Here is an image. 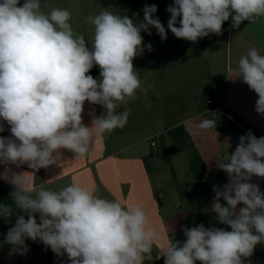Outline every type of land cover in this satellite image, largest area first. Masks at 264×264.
I'll use <instances>...</instances> for the list:
<instances>
[{"label": "clouds", "instance_id": "9594fccd", "mask_svg": "<svg viewBox=\"0 0 264 264\" xmlns=\"http://www.w3.org/2000/svg\"><path fill=\"white\" fill-rule=\"evenodd\" d=\"M167 11L168 30L197 42L210 33L222 34L230 17L234 29L244 21L255 24L264 18V0H174ZM156 12L155 4L145 5L142 21L106 9L89 15V43L74 31L65 8L46 13L41 0H0V121L11 133L0 136V164L5 166L0 178L14 187L12 203H0V217L7 222L16 216L5 236L13 253L25 254V240L31 239L57 256L66 254L71 264L153 260V246L161 237L142 206L102 198L76 181L57 190L33 188L24 174L9 175L7 165L46 169L60 160L61 149L84 157L100 136L126 126L130 109H118L144 92L133 60L152 49L141 32L151 35L153 27L162 41L167 39ZM94 66L100 68L99 79L88 74ZM235 78L255 91V111L264 115V54L250 48L239 59ZM86 101L104 108L91 127L82 123ZM144 106L151 107L146 96ZM216 126L214 119H203L196 129ZM217 168L227 173L229 183L213 186L211 211L231 230L203 223L185 228L183 242L169 241L155 255L164 264H245L244 258L264 244V192L250 182L264 178V136L257 138L250 130L240 136L235 151L218 159Z\"/></svg>", "mask_w": 264, "mask_h": 264}, {"label": "crops", "instance_id": "0c3cea01", "mask_svg": "<svg viewBox=\"0 0 264 264\" xmlns=\"http://www.w3.org/2000/svg\"><path fill=\"white\" fill-rule=\"evenodd\" d=\"M173 3L174 0H154L157 6L154 18L165 27L167 39L154 38V54H147L145 49L133 60L144 92L138 91L136 100L118 109H130L123 129L100 136L84 157L61 149L60 160L46 169L34 171L27 164L7 165L9 175L24 174L33 188L57 190L76 181L94 188L102 198L142 206L149 223L161 237L153 246V260H145L144 264H164V258L156 259L155 255L169 241L186 239L184 229L187 227L179 225L183 215L177 209L178 192H190V183H197L198 187L205 185L208 176L214 178L212 188L229 183L227 173L217 168V161L234 152L239 137L248 133L242 121L264 136V115L255 111L258 95L242 79L235 78L239 59L250 48L256 47L264 54V18L255 24L244 21L234 29L230 17L222 26V34L210 33L191 42L176 38L167 28L171 16L167 8ZM123 5L130 19L141 21L142 0H123ZM88 74L99 79L100 68L94 66ZM145 96L150 109L144 106ZM209 98L220 106V111L214 115L217 126L198 132L196 125L205 119L203 114ZM103 113L101 105L86 101L82 123L91 127L92 119ZM0 123L5 127L0 136L10 137L7 123ZM4 170L5 166L0 164V174ZM177 175L189 177L182 179ZM63 181L64 184L58 186ZM250 182L264 192V178L253 177ZM12 191L14 187L0 178V203L11 204ZM220 202L226 204L223 199ZM15 220V215L7 222L0 217V264H35L37 260L38 264L44 260L54 263L51 256L56 254L39 241L35 247L34 241L26 239L27 251L23 255L11 251L12 246L5 242V236ZM258 252L264 255V244H258L253 254ZM244 259L247 264V258ZM66 260L69 261L67 255ZM250 264H264V257Z\"/></svg>", "mask_w": 264, "mask_h": 264}, {"label": "rangeland", "instance_id": "374dc122", "mask_svg": "<svg viewBox=\"0 0 264 264\" xmlns=\"http://www.w3.org/2000/svg\"><path fill=\"white\" fill-rule=\"evenodd\" d=\"M145 5H152L154 4V0H142ZM21 4L24 2L20 0ZM42 10L44 12H50L52 8H65L71 13V20L70 23L77 33H82L85 36V40L91 43L93 27L86 22V18L89 15H96L102 10H108L115 14L126 15V11L123 5V0H41ZM127 6V4H125ZM141 21L143 20V16L140 17ZM149 31L151 35L147 32H141V35L144 38V42L146 45L151 43L152 49L155 46V40L159 34L157 33L156 29L154 30L153 27H150ZM91 48V45H88ZM147 50V54L153 55L154 52ZM178 178H185L189 177L186 175H177ZM212 183H214V178L212 176H208L207 182L205 185L198 187L197 183H190L192 185V189L190 192L184 190L178 192V196L181 198H177L176 202L178 205V212L182 213L183 217L180 221L179 225L184 224L187 228H191L197 226L201 223L205 225V227H219L224 228L225 230H231L229 226L220 224L216 219V214L211 211V204L213 198L215 196V192L212 188ZM64 184L59 183L58 186ZM59 189V188H57ZM163 193V192H162ZM209 195L210 197L207 198L206 196ZM205 203H208L206 206ZM39 216L37 215L36 218ZM189 217V218H186ZM180 227V226H179ZM185 240L184 237L181 238L183 242ZM38 241V240H37ZM40 242V241H39ZM41 244L39 245V247ZM36 247V241H35ZM256 251V250H255ZM264 257L263 254L260 252L252 254V256L246 259L247 264L255 263L260 261V259ZM51 260L54 261L50 262V264H71L70 261L66 260V255L57 256L52 255ZM38 260L35 264H38ZM40 264H49L45 260ZM199 264V262H197Z\"/></svg>", "mask_w": 264, "mask_h": 264}, {"label": "built area", "instance_id": "2783aa9c", "mask_svg": "<svg viewBox=\"0 0 264 264\" xmlns=\"http://www.w3.org/2000/svg\"><path fill=\"white\" fill-rule=\"evenodd\" d=\"M220 111V106L218 103L212 101L211 98L207 101V108L204 111V118L205 119H214V115ZM153 145V143H151Z\"/></svg>", "mask_w": 264, "mask_h": 264}, {"label": "trees", "instance_id": "16d2710c", "mask_svg": "<svg viewBox=\"0 0 264 264\" xmlns=\"http://www.w3.org/2000/svg\"><path fill=\"white\" fill-rule=\"evenodd\" d=\"M242 124L245 128H247L248 130H250L253 134L257 135L258 137H262L263 135L260 134L259 132H257L253 127H251L250 125L246 124L245 122L242 121Z\"/></svg>", "mask_w": 264, "mask_h": 264}]
</instances>
